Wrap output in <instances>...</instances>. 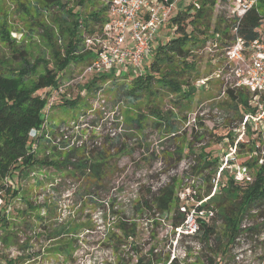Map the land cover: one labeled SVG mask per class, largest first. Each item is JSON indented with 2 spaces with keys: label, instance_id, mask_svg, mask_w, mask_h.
<instances>
[{
  "label": "rangeland",
  "instance_id": "rangeland-1",
  "mask_svg": "<svg viewBox=\"0 0 264 264\" xmlns=\"http://www.w3.org/2000/svg\"><path fill=\"white\" fill-rule=\"evenodd\" d=\"M63 1L75 6V9L79 8V0ZM189 1H178L176 8H182ZM101 2L105 0L90 3L86 0L81 6L82 12L88 14ZM222 9L225 10V7L218 6L215 13ZM43 11L36 7L34 0H0V60L12 69L21 67L24 57L28 64L37 62L36 70L29 73L26 80L30 84L38 73L43 72L45 61L52 67L48 36L52 35L54 39L57 28L55 22ZM166 23L159 31L158 39L152 42V50L156 49L159 42L167 39L169 29ZM45 24L52 27V34L47 32L49 27L44 31ZM91 37L85 36V46ZM62 44V40L58 42V45ZM222 48L218 47V43H212V39H207L204 45L194 51V69L187 75H190L195 91L179 106H174L173 94L162 91L164 94L159 110L167 115L170 113L176 119L173 120L177 129L175 133L154 127V115L142 104H132L122 95V83H128V79L123 77L126 73L121 74V67L114 69L118 76L113 80L114 83L112 78L107 77L98 81L96 85L99 88L93 91L84 87L83 83L95 74L81 76L83 63H68L64 71L59 72V79L65 87H60V93L57 89L58 99L47 112L44 130L53 131L55 126L63 123L67 125L63 132L66 137L61 138L57 131L60 139L45 143V137L50 135L42 134L34 149L38 160L18 179L19 191L14 196L5 195L1 198V206L9 207L5 215L9 224L5 229L3 221H0V237H4V231H12L3 239L5 247L14 251L12 255L7 249L8 252L3 255L7 257L10 254L8 258L14 259L22 253L18 245H24L27 241L26 255H22L25 261L20 264H134L139 258L145 264H169L172 260H176L173 264H264V226L260 228L263 230L260 234L242 233L226 250L223 247L227 239L223 235L225 227L220 220L215 226L221 241L216 243L211 238L207 246L200 236L184 237L174 232L171 214L161 215L157 211L136 206L138 201L150 199L151 194L172 177L176 180L175 192L180 206L185 204L186 209L188 206L191 208L192 202L179 197V191H184L187 198L193 195L195 199L199 193L201 198L198 199L204 204L217 190V185L214 186L210 179L212 187L210 193L205 194L208 182L203 178L208 169L198 174L190 169L196 156L191 154L189 148L192 147L194 152L201 151L206 160L219 158L224 145L230 140L229 133L242 120V116L239 117L229 107L232 102L225 93L226 69ZM203 78H207L204 84L200 82ZM37 93H41V90ZM65 98L75 103L65 104ZM49 102L50 95L44 109ZM98 122L103 123L101 129L105 125L116 127L121 139L113 149H107L106 145L102 147L106 150V171L100 182H93L86 178L79 179L71 166L65 167L63 164L67 163L64 156L71 150H80H76L78 156L88 155L81 151L82 148L73 145L74 136H80L79 132L86 136H96L100 124H94ZM248 134L252 138V133ZM69 137L71 148L65 147L66 138ZM253 137L259 140L260 135L256 132ZM62 142L63 147L60 146ZM251 143L254 142L248 141V149ZM53 145L57 149L54 150ZM178 152L182 154L180 160H177ZM249 154L248 150L240 157V162L246 163L250 169L249 176L241 184L251 182L255 177L249 164ZM50 161L56 164H50ZM15 176L17 174L14 173ZM11 179L5 177L2 183L6 186L9 184L13 189L15 185ZM80 186L91 190L92 201L88 197L80 201L72 194ZM79 194L80 191H77ZM204 198L206 201H203ZM39 218L46 220V223L57 224L76 220L77 225L82 223L93 228L84 229L72 236L77 241L74 242L72 259L66 261L60 251L52 250L50 241L58 239L46 238L42 226H39ZM120 220L125 222L128 232H133L131 237L125 238L117 229ZM212 221L210 219L207 223L212 224ZM26 223L31 226L27 227ZM110 233L116 234L122 243L117 248L107 238Z\"/></svg>",
  "mask_w": 264,
  "mask_h": 264
},
{
  "label": "trees",
  "instance_id": "trees-1",
  "mask_svg": "<svg viewBox=\"0 0 264 264\" xmlns=\"http://www.w3.org/2000/svg\"><path fill=\"white\" fill-rule=\"evenodd\" d=\"M87 1L90 3L94 0ZM84 2L86 0H79L77 3L79 8L75 9V6L69 5L63 0H34L36 7L38 9L42 8L43 13L55 22L57 28L55 35L57 37L55 36L53 39L52 35L48 36L52 67H49V63L45 61L43 72L38 73L31 84L26 80L28 74L36 70L37 62L28 64L24 57L22 58L23 65L12 69L0 60L1 198H4L5 195L14 196L17 194L19 191L18 179L29 170L31 165L37 162L38 159L34 155L35 151L32 149V144L37 147L42 134L50 135L54 139L52 141L50 136L45 137V143H53L59 136L58 126H55L54 130L50 132L47 129L46 131H44L45 129L42 130L41 134L35 139L29 136V131L32 128L37 130L42 129V126L46 128L49 109L48 106L46 109L44 107L47 99L49 95H56L57 89L60 93L62 89L60 87H65L64 83L61 84L59 72L64 71L71 61L82 62L84 67L97 55V45L89 43L85 46L84 40L86 35H94L99 32L108 20V5L105 0L95 10L93 9L86 14L81 9ZM227 3L228 0H190L182 8H176L166 21L169 29L167 39L159 42L156 49L152 50V57L148 62L146 71L141 73L128 72L123 76L128 79V83L125 81L122 83V95L132 104L138 103L145 106L154 115L152 121L154 127L163 128L165 131L172 133L177 130L173 122L176 119L170 113L167 115L159 110L161 97L164 94L162 91L174 95L172 99L174 106H179L183 100L192 95L195 91V85L191 82L190 75L187 74L194 69L196 55L194 51L204 45L207 39H212V43H218V47H223L233 37L232 29L234 27L237 29V34L245 40L249 41L255 38L257 27L261 18L264 17V0H258L256 5L252 6L237 20L227 19L226 11L223 9L219 13H215L218 6L225 7ZM47 27H49L47 32L50 34L52 27L45 24L43 26L44 31ZM61 40L63 42L62 46L58 45ZM107 77L112 78L111 81L114 83L113 80L118 76L113 73L102 72L99 75H93L91 79L83 83V86L96 91L99 88L96 83L107 79ZM39 90H41V93L43 92V95L37 93ZM225 93L229 101L232 102L229 107L239 117L243 116L244 113L253 111V107L249 104L250 93L245 88H226ZM57 97L53 99L52 104L58 99ZM74 103V100L65 98V104L72 105ZM231 134L232 132L229 133V138ZM120 139L119 134L113 137L106 136L100 145L95 144L89 149L82 148L81 151L85 155L88 154L86 157L84 155L78 156L76 154V150L80 152L78 149L71 150L64 156V161L67 163H64L63 166H71L79 179L86 178L93 180V182H100L105 174L107 163L105 160L106 150H103L102 147L106 145L107 149H113L120 142ZM61 144L60 146L63 147V142ZM52 148L57 149L56 145H53ZM189 151L196 156L194 162L189 166L192 171L198 174L208 169L203 178L204 181L208 182L205 191L207 195L212 187L210 179L218 168L219 158L214 157L206 160L202 157L201 151L194 152L192 147L189 148ZM257 156H253L249 162L255 176L251 182L241 184V182L235 181L232 176L222 177L218 181L215 193L210 195L207 201L205 200L206 202L203 205H212L215 214L212 218V224L202 223L200 231L196 235L204 240L205 245L208 246L211 238H214L216 243L221 241V237L216 233L215 223L218 220L222 221L225 227L223 235L227 239L223 247L226 250L235 243L236 238L240 237L242 233L258 232L257 234H260L263 231L260 228L264 226V160L258 164ZM181 157V152H178L177 160H180ZM71 160L75 162H71ZM50 164L56 163L50 161ZM14 173L17 176L13 177ZM5 177L12 178L11 181L15 185L13 189L10 188L9 184L6 186L2 183ZM175 187L176 180L172 177L168 183L152 193L150 199H142L136 205L140 209L144 207L149 211H157L161 215L171 214V227L174 232L182 224L186 213L179 208L180 200L176 195ZM77 191H80L79 195H77ZM72 194L76 195V198L80 201L84 200V197H88L92 201L91 190L81 186ZM196 196V200L201 198L199 193ZM194 205L192 204L191 207ZM8 208L5 205L0 207V221H3L2 225L5 229L8 228L9 224L8 219L5 218V215L9 212ZM39 220V226H42V232L45 233L46 238L48 240L54 237L58 239V241H50L49 245L52 250L60 251L66 261L72 259L74 242L77 241L72 236L79 234L84 229L93 228L91 225L82 223L77 225L75 224L76 220L62 222L61 224L46 223V220L42 218H39ZM29 226L31 225L27 224V227ZM116 227L125 235V238H129L133 234V232H128L127 226L122 220L118 221ZM4 232L3 238H7L10 231ZM12 233L11 231L10 234ZM107 238L112 240L115 248L122 244L114 233H110ZM26 243L27 241L24 245H18V249L22 251L20 255L14 259L4 257L3 262L0 264H20L24 262L25 259L22 255H26ZM175 261L172 260L169 264H173ZM134 264L145 263L139 258Z\"/></svg>",
  "mask_w": 264,
  "mask_h": 264
},
{
  "label": "built area",
  "instance_id": "built-area-1",
  "mask_svg": "<svg viewBox=\"0 0 264 264\" xmlns=\"http://www.w3.org/2000/svg\"><path fill=\"white\" fill-rule=\"evenodd\" d=\"M178 1L180 0H106L108 20L99 32L88 38L89 43L97 45V55L88 65L84 66L81 76L84 74L99 75L102 72H111L115 75L116 67L122 68V75L128 72L146 71L152 55V42L158 39L161 27L176 9ZM257 1L228 0L225 6L226 18L237 20L256 5ZM232 34L233 37L228 44L221 49L223 61H225L223 65L226 69L224 86L245 88L250 93L249 104L253 107V111L243 114L242 120L233 128L229 142L224 145L219 157L218 168L211 178L214 186L222 177L232 176L235 181L242 182L249 176L248 165L240 162L241 155L248 150L250 159L258 153L257 163L260 164L264 160V17L261 18L256 36L252 40L247 41L239 36L236 27L232 29ZM206 79L203 78L200 82L204 84ZM55 97L56 95L50 96L48 109ZM98 124H100L98 127L100 131L96 136H86L79 132L80 136H74L73 145L89 149L95 144L100 145L104 137L117 135L116 127L105 125L101 129L100 126L103 123L99 122L94 126ZM41 128L40 130L32 128L29 136L35 139L45 129L44 126ZM66 128V124L58 125L57 131L60 132L61 138L66 137L63 133ZM249 132L252 133V137L253 133L258 132L259 140L255 137V139L251 138ZM59 136L56 138L57 141L60 139ZM70 138H66L65 147H72ZM250 140L254 143H251V148L248 149L247 144ZM35 148L36 145L32 144V149ZM178 194L186 201L190 199L195 205L188 210L185 204L180 206V210L186 213L182 224L176 228V231L184 237L196 236L201 224L214 217V209L204 206L201 204L202 201L196 200L193 195L187 198L184 191H179ZM205 200L206 198L203 199ZM1 203L0 197V207ZM7 249L11 251V254L14 253L10 247H5L4 239L0 237V263L3 262L5 257L3 254Z\"/></svg>",
  "mask_w": 264,
  "mask_h": 264
}]
</instances>
